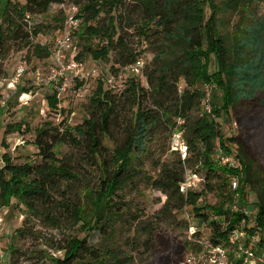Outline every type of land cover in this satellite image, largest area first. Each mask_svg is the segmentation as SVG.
<instances>
[{
	"label": "trees",
	"instance_id": "trees-1",
	"mask_svg": "<svg viewBox=\"0 0 264 264\" xmlns=\"http://www.w3.org/2000/svg\"><path fill=\"white\" fill-rule=\"evenodd\" d=\"M252 1L137 0L133 9L126 6L127 0L77 1V19L82 20L77 34L84 51L94 61L106 60L113 50L116 53L108 75L117 77L141 60V52L124 39L123 17L154 58L151 65L144 64L141 77L125 79L119 91L104 80L98 82L89 98L92 111L82 124L62 129L63 124L45 123L37 129L33 144L38 161L16 164L10 154H0V206L11 207L14 202L25 208L28 218H44L52 228L81 224L86 231L98 232L100 240L95 244L85 238L70 239L62 248L63 257L52 258L51 264H134L133 256L119 246L123 220L132 222L134 243L142 239L151 245L162 220H140L121 193L144 173V160L152 161V147L158 145L155 137L162 127L171 138L180 132L187 152L182 157L174 151L173 162L157 160L153 166L159 176L142 178L166 197L158 212L160 218L157 214L154 219L187 209L207 225L205 238L199 237L200 232L194 234L190 256L202 252L204 243L234 249L237 245L230 244V237L235 230L245 234L240 240L245 248L264 252V170L249 157L264 110V17L245 11ZM65 2L7 0L0 21V77L8 55L29 49L42 32L41 26H31L30 21ZM239 8L243 9L242 22L232 33L223 32L219 27L222 17ZM100 19L103 23L90 25ZM94 38L98 46H87ZM35 53L49 55L39 46ZM74 59L82 62V55ZM207 87L210 113L202 106ZM56 97V92L48 96V104L55 107ZM120 107L130 111L123 121ZM223 117L231 125L236 123V135L222 132L218 120ZM21 126L8 128L19 131ZM119 130L124 134L121 139L116 136ZM64 145L83 150L81 164L97 176L94 186L84 185L77 191L76 200L68 196L67 188L80 182L81 172L72 155L60 153ZM219 149L234 158L235 168L220 163ZM187 170L204 177L199 190L183 195L180 183ZM233 178L239 181L236 191L230 189ZM246 192L257 200L253 216L242 212ZM207 194L216 197L214 206L199 203ZM233 204L236 212L230 209ZM17 233L26 237L24 228ZM181 262L185 264V258Z\"/></svg>",
	"mask_w": 264,
	"mask_h": 264
},
{
	"label": "rangeland",
	"instance_id": "rangeland-1",
	"mask_svg": "<svg viewBox=\"0 0 264 264\" xmlns=\"http://www.w3.org/2000/svg\"><path fill=\"white\" fill-rule=\"evenodd\" d=\"M14 1V0H10ZM78 0H66L65 9L77 6L80 8ZM225 0H215L220 4ZM252 1V0H251ZM7 0H0V21L5 9ZM137 0H127L126 6L133 9ZM243 9L225 14L219 25L225 33H232L236 24L242 22L244 14ZM248 13L252 12L255 17H264V0H253L247 9ZM120 13V10H118ZM64 11L53 5L45 15L35 16L30 21V25L41 26V33L33 40V45L20 52H11L3 62V72L0 77V154L8 153L16 164H22L29 161H38L37 150L33 144L36 130L41 128L45 123H51L52 126L63 124V128H73L83 123L90 116L91 107L89 98L96 89L98 82L108 76L113 62L116 59L114 50L109 54L106 60L94 61L90 59L84 51V42L79 39L78 30L73 36V46L66 61L82 55L84 69L79 73L71 84L64 91L57 93L56 106L48 104L47 97L52 95L54 89L43 83L38 84L35 81L34 74L41 70L48 76V65L54 42L61 35ZM126 15V13H125ZM134 21L137 20L134 16ZM62 20H59L61 19ZM90 23L95 26L97 22ZM82 23V20H79ZM103 23V22H102ZM126 18L121 19V25L125 27L124 39L130 43V46L136 52H141V61L146 65H151L154 53L146 47L145 41L139 38L133 28L127 27ZM99 41L94 38L90 39L88 45L98 46ZM46 49L48 56L35 53V47ZM21 65L25 68L24 76L17 82L16 87H10L9 81L14 77L16 68ZM124 77L130 81L139 78L131 76L127 70H123ZM88 74V75H86ZM86 77H83L85 76ZM141 85L146 88L142 78ZM124 80L115 79L113 85L121 88ZM181 85V84H180ZM182 86V85H181ZM22 90V92L20 91ZM218 97L220 94H216ZM218 100V99H217ZM216 100V101H217ZM121 118L130 115V111L120 107ZM261 123L257 124L256 131L252 136L254 142L250 150L249 157L255 166L264 170V110L260 111ZM222 132L226 136L237 134L238 126L236 123L231 125L226 122L225 117L218 120ZM21 130H12L8 128L15 124H21ZM124 134L118 131L117 137L121 139ZM158 145L152 147L150 160H144V173L138 174L135 183L129 184L127 190L121 194L125 197V202L129 204V209L140 220L159 221L156 226V232L153 236L151 245L144 243L142 239L134 241L131 239V221L127 220L120 224L119 230L122 236L119 246L122 251L133 256L134 264H182L181 258H185V264H193L190 256L189 247L194 241V234L200 232L199 237H204L209 233V228L205 223L193 218L188 214L187 209L179 212H171L165 219L158 213L164 204L165 195L155 187L151 186L143 176L157 178L159 171L154 169L153 164L157 160L162 162H173L177 155L173 154L171 148V135L165 127L160 128L156 134ZM173 146V145H172ZM63 155H72L75 161V167L81 172L80 182L76 185H69L67 188L68 196L76 200L77 191L84 185H93L96 183V173L85 168L81 164L85 155L83 150H73L69 146H61L59 149ZM202 177L204 175L202 174ZM147 178V177H146ZM92 187V186H91ZM79 194V192H78ZM246 205L252 216L256 210V197L253 193L246 192ZM200 204L214 206L217 201L216 197L207 194ZM3 207V206H2ZM159 214V218L154 217ZM4 224L0 231V264H51L52 258L63 257L62 248L72 238H85L89 243L95 244L100 240L97 231H86L81 224L77 226L69 223L62 224L59 228H52L44 218H28L25 215V208L13 202L11 207H3ZM252 218V217H251ZM27 220V223H23ZM24 228L25 238L18 236L17 230ZM243 228V226H241ZM242 230V229H241ZM187 260V262H186ZM183 261V260H182ZM190 262V263H189Z\"/></svg>",
	"mask_w": 264,
	"mask_h": 264
},
{
	"label": "built area",
	"instance_id": "built-area-1",
	"mask_svg": "<svg viewBox=\"0 0 264 264\" xmlns=\"http://www.w3.org/2000/svg\"><path fill=\"white\" fill-rule=\"evenodd\" d=\"M59 9L64 11L63 18L64 22L62 24L61 35L58 36L54 42L53 50L51 52L50 61L48 65V76L45 75L40 69L34 74L36 83L47 84L51 86L55 92L64 91L71 82L79 78V73L84 69L82 62H79L73 58L66 61V57L70 54L73 46V33L79 27V19L77 15L79 9L77 6H72L71 8L65 9V3L56 5ZM144 63L138 60L136 63L130 65L129 67L123 69L127 70L128 73L133 77H141L143 71ZM122 70V71H123ZM120 72L119 76L108 75L105 81L110 88H117L113 85L114 80H124V74ZM25 68L19 65L16 70L14 77L9 81L10 87H16L17 82L24 76ZM88 75V74H86ZM83 76V77H86ZM121 88H124V83H122ZM206 97L202 102V106L205 108L207 113L211 112V95L209 87L206 88ZM171 148L185 156L187 152V146L182 140L180 132H174L171 138ZM217 154L220 156V163L226 165L229 168H235L236 162L234 158L230 155L224 154L220 149L217 150ZM203 177L200 174L194 173L191 170H187L184 174L182 183H180V192L183 195H187L189 192L199 190L202 187ZM239 186V181L237 178H233L231 181L230 189L231 191H236ZM231 211H237V205L233 204L230 206ZM242 212L246 216L252 214L247 207H243ZM4 224L3 218V207L0 206V231L2 230ZM245 234L239 230H235L230 237V244H236L237 247L234 249L226 248L223 246H210L208 243H204V248L202 252L192 258V263L194 264H264V252H256L250 248H245L240 240L244 238Z\"/></svg>",
	"mask_w": 264,
	"mask_h": 264
}]
</instances>
